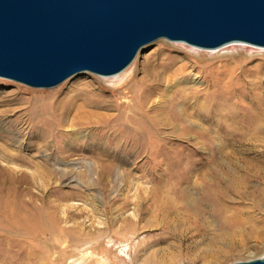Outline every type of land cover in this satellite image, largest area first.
<instances>
[{
    "label": "rangeland",
    "instance_id": "obj_1",
    "mask_svg": "<svg viewBox=\"0 0 264 264\" xmlns=\"http://www.w3.org/2000/svg\"><path fill=\"white\" fill-rule=\"evenodd\" d=\"M261 54L254 46L203 52L160 39L116 76L87 71L48 88L0 77V110L9 109L0 119L12 120L0 142L26 161L0 163L25 171L22 201L61 220L34 235L31 264H231L263 256L264 110L254 117L257 103L264 108ZM182 63L201 70L203 84L189 94L164 79L150 107L134 93L155 66L165 76L164 67ZM254 75L263 90L253 94ZM88 87L115 100L116 110H98L120 117L72 139L34 126L52 120L33 119L49 116L31 109L34 100ZM23 124L18 147L7 131ZM6 176L0 184L14 185ZM0 218L7 234L0 245L17 246L15 219Z\"/></svg>",
    "mask_w": 264,
    "mask_h": 264
},
{
    "label": "water",
    "instance_id": "obj_2",
    "mask_svg": "<svg viewBox=\"0 0 264 264\" xmlns=\"http://www.w3.org/2000/svg\"><path fill=\"white\" fill-rule=\"evenodd\" d=\"M159 39L264 46V0H0V77L32 87L119 73Z\"/></svg>",
    "mask_w": 264,
    "mask_h": 264
},
{
    "label": "bare ground",
    "instance_id": "obj_3",
    "mask_svg": "<svg viewBox=\"0 0 264 264\" xmlns=\"http://www.w3.org/2000/svg\"><path fill=\"white\" fill-rule=\"evenodd\" d=\"M231 45H239V46H247V47L254 46V48H259L260 50H264V46H257L241 41L232 42L230 44H227L219 48H201L192 45L189 46H192V48L194 49L203 50V52H207V51L213 52L224 49L225 47ZM147 47H145L144 49H146ZM144 49L139 53H142ZM261 56H264V54H261ZM134 60L132 61V63L134 62ZM262 64L263 62L259 63L256 66V68L260 67ZM135 65L136 64H134V66L132 67L135 68L136 67ZM160 65L162 68L165 66V64H159V66ZM128 67H126L121 72L113 75H100L96 73L94 74L101 77L116 76L122 73L123 71H125ZM188 67L191 66H189V64L187 63H182L178 66H174L170 68L169 66H166L163 69V72H165L166 75L163 76V74H161L162 72L160 71V69H158V67L155 66L154 69L150 72V75L153 76L152 77L153 79L150 80V83L145 82V84H147L146 87L135 89L134 93H137L139 95V99L143 100L146 104L148 103L149 105L148 107H150L152 98L154 97L155 93L159 91L157 90L156 92H153L152 89L155 86L159 87V81L164 79L168 83H170L171 81H173V83L176 82L174 86L176 85L177 88L180 87L179 89H181V91L183 92L186 91L188 92L189 90L188 92L189 94L190 91L193 90L195 86L203 84V80H202V75H200L201 70L198 67H193V66L191 67L193 71L197 70V72H195L193 76L190 75L191 72L193 71H189ZM198 70H200L199 73ZM131 76L132 75H130L129 77ZM259 79L260 76L254 75L253 87L250 88V93L254 94V92H258V90H263V87L259 85ZM117 88L118 86L113 85L112 88H110V90H116ZM54 96L55 94L44 96L43 98H40L38 102L34 100L33 105L30 106L31 109L39 108L43 110L44 108H47L46 114H48L49 116L45 117L43 116V114H41L38 115L37 118H33V119H52L51 121L39 120L38 122H36L34 126H36L37 128L43 131H46V129H56L57 132L54 133H59L67 137H70L72 139L73 137L75 138V136L81 137L82 134L78 135L81 130L89 129V128L100 129L103 128L105 124L109 122L111 119L115 120L120 117V113L117 111H115V113H110V112H103L98 110V109L116 110L115 100L113 99V97L105 95L104 91L102 90L96 91L95 88L88 87L78 90L73 89V92H70L60 100H58ZM241 98H243L242 95L239 97V99ZM131 101H132L131 99H123L120 103H124V102L131 103ZM201 105H203L204 107L203 102ZM262 107L263 104H258V103L256 104L254 117H257L258 113H261L264 110V108ZM19 111L21 110H18V112ZM7 112H9V109L0 110V114H4ZM30 112L31 111L29 110V114H31ZM20 115H16L15 119H23L22 117L19 118ZM10 122H12V120L6 121L5 119H0V133L6 131L5 127ZM34 126L31 127L33 128ZM26 128L28 127H25V125L23 124L22 126H18L16 129H13L12 131L11 130L7 131L9 132V134H11V138H13L15 142H19L18 147H20L21 144L24 143L19 138L23 136L24 134L23 131ZM0 158L1 160H4L8 163L26 162L21 152L19 151L13 152V150H10L8 148L5 142H0ZM104 164L106 163H103V165ZM92 165H93L92 163L89 164L90 170H92L91 168L93 167ZM1 172L5 174V176L7 175L6 177L10 178L11 180L14 179L13 180L14 185H11L12 183L11 184L9 183L10 185L8 186H6L8 183L2 184L4 181L3 182L1 181L2 183L0 184V212L1 213L4 212L6 217H11L15 219L14 223L18 225V230H19L16 233L19 243L17 246L14 247L9 241L0 245V264H31L34 262L33 260L36 254L35 249L30 243L34 235L38 231L45 232L47 228L48 229L57 228L59 225V221L61 220L60 218L57 219L50 213L45 212L44 205H41L40 208H38V206H35V208H33L31 205L27 203V201L21 200L20 198L21 195L23 194V192H25V190L27 191L25 187L21 186L23 185L22 183H24V181L27 178L25 171L0 163V174ZM52 218H54V220L51 223ZM5 220L6 219L0 218V224ZM6 235L7 234L5 233H0V237L1 236L4 237ZM1 239L3 238H0V241ZM124 246H125L124 248L127 249V245ZM104 260H106V258H104ZM100 264H104V263L101 262Z\"/></svg>",
    "mask_w": 264,
    "mask_h": 264
}]
</instances>
